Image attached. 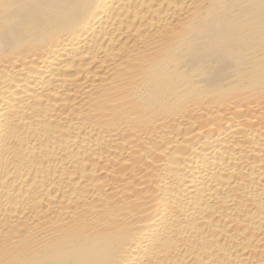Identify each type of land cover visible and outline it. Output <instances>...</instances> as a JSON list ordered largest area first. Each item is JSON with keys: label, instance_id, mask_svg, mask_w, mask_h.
<instances>
[{"label": "bare ground", "instance_id": "6f19581e", "mask_svg": "<svg viewBox=\"0 0 264 264\" xmlns=\"http://www.w3.org/2000/svg\"><path fill=\"white\" fill-rule=\"evenodd\" d=\"M0 264H264V0H0Z\"/></svg>", "mask_w": 264, "mask_h": 264}]
</instances>
